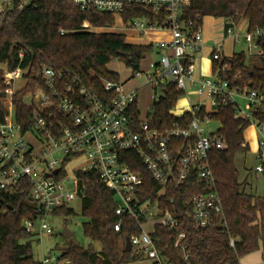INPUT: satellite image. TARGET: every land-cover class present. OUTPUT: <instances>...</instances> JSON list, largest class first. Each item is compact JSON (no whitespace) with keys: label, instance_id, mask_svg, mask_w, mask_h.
Segmentation results:
<instances>
[{"label":"built area","instance_id":"obj_1","mask_svg":"<svg viewBox=\"0 0 264 264\" xmlns=\"http://www.w3.org/2000/svg\"><path fill=\"white\" fill-rule=\"evenodd\" d=\"M71 1L83 13L114 14L124 31H169L172 35L169 42L153 44L163 53L156 63H151L150 72H132V79L145 77L146 85L161 93L154 101H159L165 89L173 86L183 92V97L202 101L189 105L186 112L176 116L180 121L171 128L160 130L151 126L148 116L145 120L141 118L139 89L128 90L121 80H103L104 93L99 95L69 71L42 68L39 73L42 86L27 95L32 97V102L25 104L33 108L32 126L24 130L15 119L12 104L15 81L24 78L23 71L6 70L4 82L9 89L5 99L10 107L9 114L0 120V192L29 185L41 216L26 221L24 228L30 234L50 236L53 232L47 218L55 210L82 202L87 189L80 185V177L94 174L114 194L119 219L115 230L120 232L125 221L139 228L140 232L129 238L131 253L140 256L141 263L173 264L159 251L161 241L155 236L156 227L176 229L187 220L199 231L214 226L217 220L225 223L210 156L226 150L227 143L217 133L208 134L206 130L219 106L232 105L235 118L257 125L255 174H264V124L254 120L255 113L264 112V93L231 87L221 76V72H227L226 66L218 67L211 76H197V55L204 46V27L183 19L190 0ZM18 2L24 0H0V13ZM134 5L152 9L158 18L140 17L126 23L123 14ZM222 21L225 38H231L235 47L243 42L246 49L242 52L247 57L263 56L258 42L264 41V29L249 33L232 19ZM60 34L66 31L61 30ZM224 47V42L212 47V62L222 63L228 58ZM253 49L257 50L255 54ZM187 113L191 114V121L184 120ZM133 164L143 167L160 188L156 198L149 197L151 192L145 178L133 170ZM56 170L58 174L53 175ZM192 190L198 191L188 197ZM169 193L183 198L178 206L175 197H167ZM164 201L173 210L165 208ZM185 237V233L179 234L174 247L184 262L190 264L187 248L181 243ZM60 256L43 254L41 264H65Z\"/></svg>","mask_w":264,"mask_h":264},{"label":"trees","instance_id":"obj_2","mask_svg":"<svg viewBox=\"0 0 264 264\" xmlns=\"http://www.w3.org/2000/svg\"><path fill=\"white\" fill-rule=\"evenodd\" d=\"M146 17L158 18L152 9L131 6L126 8L123 19ZM234 20L236 24L247 22V31L253 33L264 29V0H190L183 19L202 25L204 19ZM115 15L92 11L83 13L71 0H24L14 7L0 13V120L9 111L3 101L7 97L5 70L23 71L26 86L17 91L12 104L15 119L24 130L32 126L33 108L27 107L24 99L42 86L39 73L42 68L57 72H67L80 77L83 83L99 95L104 93L103 80L119 82L120 75L110 71L108 65L119 61L133 73L139 72L146 56L154 51V45H131L123 34L99 33L96 29L115 26ZM88 24L85 28L84 25ZM66 34H60V31ZM263 56L260 65L248 63L244 52L234 53L222 63L213 62V72L220 66L227 67L221 72L222 78L231 87L264 93V41L258 42ZM183 92L176 87H167L159 101H155L148 115L152 127L166 130L180 121L171 112ZM137 113V105H136ZM139 115V112H138ZM236 110L232 105H221L211 120L220 124L217 135L227 143L224 151H215L210 156V166L216 178V190L223 203L224 224L217 220L210 228L196 231L191 223L184 220L180 227L167 229L156 227V238L160 239L159 251L173 264H186L180 252L174 247L181 233L186 237L182 244L190 255V264H241L248 255L261 251L264 259V196L256 197L243 190L247 181L240 182V174L235 160L240 154L249 152L244 134L252 126L251 122L235 118ZM191 121V114L184 115ZM254 120L264 124V112L254 114ZM141 164V163H140ZM145 178L151 192L149 197L156 198L160 188L143 167L131 165ZM80 185L87 189L86 198L81 202L82 215L88 220L83 224L84 236L101 244L97 251L92 246L80 248L70 244L60 256L65 264H131L141 257L126 252V240L138 234L136 224L125 221L120 232L115 230L119 219L113 192L99 181L94 174L81 175ZM198 190H192L191 194ZM177 206L183 200L177 193ZM148 197H144L147 199ZM163 206L173 210L167 201ZM53 215L71 217L73 208L55 210ZM41 216L39 206L33 201L29 185L19 190L0 192V264H41L33 253V244L38 234L27 233L24 225L28 220ZM234 240V245H231ZM64 254V256H63Z\"/></svg>","mask_w":264,"mask_h":264},{"label":"rangeland","instance_id":"obj_3","mask_svg":"<svg viewBox=\"0 0 264 264\" xmlns=\"http://www.w3.org/2000/svg\"><path fill=\"white\" fill-rule=\"evenodd\" d=\"M119 18H117L116 25L114 28L102 30L106 33H117L131 36L132 33L128 31H124L121 28ZM204 32L208 34L212 41L210 44L217 42H225L224 53L226 56H232L233 52L240 53L245 51L246 44L241 43L237 45V47L232 50L231 41H225L223 21L214 19V18H205L204 19ZM240 26L242 30H244L247 26V22H241ZM96 32V30H95ZM169 31H148L142 41H132L133 43H139L137 45H148L150 41L154 44L156 42H160L163 40L169 39ZM166 38V39H165ZM203 48L200 53L197 55V59H200L202 56ZM257 52L256 49H253V53ZM159 51L154 49V51L146 56L145 60L141 64L140 72L149 73L151 63H156L159 60ZM208 59L210 60V56L204 60L205 68H208ZM253 64L260 65V58L257 57H247V62ZM108 69L110 71H114L120 75L122 83H125L126 89H139L138 90V106L141 112V118L145 120L151 111V107L153 106L154 97L158 96L159 91H155L151 86L146 85L145 77H136L132 79V71L124 64L119 61L113 62L108 65ZM6 71V70H5ZM24 75V74H23ZM24 77V76H23ZM27 84L26 78H19L15 81L14 91L22 90ZM201 98L197 97H183L181 98L176 108L173 110L172 114L174 116H179L180 114L186 112L188 110L189 105L199 104L201 102ZM25 104H30L32 102V97L29 95L24 99ZM6 108H9L8 101L5 99L3 101ZM256 126L252 125L244 134L245 141L249 145V152L246 154H240L236 157L235 164L236 168L239 171L240 182L247 181V185L243 188L247 194L254 195L256 197H260L264 195V174L259 177H255V167L258 165L257 161V153H258V143L256 138ZM220 128V124L216 121L210 123V125L206 126L207 133H216ZM75 165V163L73 164ZM260 195V196H257ZM71 208L74 209V215L71 217H62L56 215H50L47 218V222L51 227L52 235L47 236L44 235L42 237L38 236L37 240L33 244V253L36 260H41L43 254L48 253H56L57 255H61L62 251L67 248L70 244H73L80 248H88L92 246L97 251L101 250V244L94 242L84 236L83 224L88 220L82 215V204L80 201H76L71 204ZM65 230H68L73 234L71 239H66L63 235ZM131 264H147V263H131ZM241 264H264V259L262 258L261 251L253 253L251 255L246 256L241 260Z\"/></svg>","mask_w":264,"mask_h":264},{"label":"crops","instance_id":"obj_4","mask_svg":"<svg viewBox=\"0 0 264 264\" xmlns=\"http://www.w3.org/2000/svg\"><path fill=\"white\" fill-rule=\"evenodd\" d=\"M207 18H212V17H207ZM218 20H222V19H218ZM203 27H204V24H203ZM114 28V27H112ZM108 29H111V28H108ZM247 29V26L244 30ZM102 30H107V29H96V32H99V33H104ZM156 31V30H154ZM128 32H131L132 35L131 36H128L125 34V37H126V42L128 44H131V45H137L139 43H133L132 41H142L141 39H143L146 35V33H139V32H134V31H128ZM150 32H153V31H150ZM170 33V32H169ZM225 37V36H224ZM166 39V38H165ZM172 39V35L171 33L169 34V39H167L166 41L163 40V42H169L170 40ZM231 41L232 43V50H234L236 47L233 45V40L231 38H225V41ZM212 41L211 37L208 35V34H205L204 32V46H203V52H202V56L200 59H197V65H196V68H197V76H211L213 74V62L211 60V50H212V47L216 44V43H213L212 45L210 44V42ZM162 42V41H160ZM157 43V42H156ZM150 44H154L152 41H150L148 43V45ZM148 45H141V46H148ZM224 45H225V42H224ZM159 51V50H158ZM163 53V52H160L159 51V55ZM236 53V52H233V54ZM208 56H210V60L208 59V68H205V63H204V60L208 58ZM227 57H231V56H227ZM253 61L255 60H252L251 63H253ZM249 63V62H248ZM114 72V71H113ZM257 138V137H256ZM263 174L261 175H256L255 174V177H259V176H262ZM254 196V195H253ZM257 196H260V195H257ZM264 196V195H263ZM263 196H260V197H263Z\"/></svg>","mask_w":264,"mask_h":264},{"label":"water","instance_id":"obj_5","mask_svg":"<svg viewBox=\"0 0 264 264\" xmlns=\"http://www.w3.org/2000/svg\"><path fill=\"white\" fill-rule=\"evenodd\" d=\"M58 172H59V170H56V171L53 173V175H57ZM47 177H50V175L47 176ZM63 235H64V237H65L66 239H71V238L73 237V234L70 233L68 230H65V232L63 233ZM125 249H126V252H128V253H130V252L132 251V245H131L130 239H127V240H126V248H125ZM63 256H64V254H63Z\"/></svg>","mask_w":264,"mask_h":264}]
</instances>
